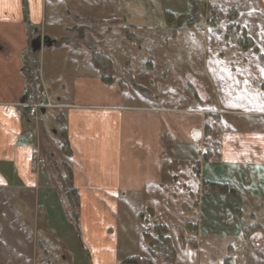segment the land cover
<instances>
[{"label": "crops", "instance_id": "1", "mask_svg": "<svg viewBox=\"0 0 264 264\" xmlns=\"http://www.w3.org/2000/svg\"><path fill=\"white\" fill-rule=\"evenodd\" d=\"M56 1L0 0V196H13L14 211L30 224L26 232L22 221L14 217L7 221L4 242L8 248L0 252V264H69L60 228L71 234L92 264L96 257L101 264H117L135 254L127 253L138 248L128 245L131 240L143 241L145 229L165 225L160 220L171 218L178 206L184 213H197L196 221L188 222L196 225V234L186 235L194 245L183 248L193 251L185 253L184 264H237L245 249L236 247L240 239L257 253L253 242L264 244V223L260 221L263 230L261 227L249 236L244 229L259 223L256 218H262L260 215L264 217V81L250 82L249 88L254 90L237 93L232 106L221 99L217 89L208 92L202 86L206 79L186 70L188 103H158L128 63L117 78L112 60L94 43L95 50L111 61V69L103 73L92 63L90 51L72 36L73 27H64L67 24L60 18L64 11L52 12ZM155 1L158 8L152 6L154 0H123L122 12L111 18L136 31L164 29L173 23L166 22L164 11L175 16L169 7ZM257 1L262 4L264 29V0ZM99 28L103 29L101 50H105L111 31ZM171 34L170 41L176 36ZM262 35L263 41L258 40L262 45L252 39L255 53L229 43L230 49L251 50L264 69V32ZM38 36L49 38L52 46L32 52L30 44ZM242 57L237 65L240 69ZM145 65L154 67L152 61ZM26 76L37 77L42 95L53 104L47 110L53 111L56 135L59 133L60 150L44 148L48 143L45 127L42 123L35 126L45 161L39 174L30 170L32 127L20 106ZM129 76L143 92L127 83ZM63 136L68 156L60 143ZM63 163L72 171L79 196L77 221L60 182ZM183 176L190 186H175L176 178ZM167 177L170 183L165 181ZM164 183L170 185L168 189ZM204 184L210 188L199 194ZM213 185L231 192L221 193ZM64 199L71 215L69 226L64 222L68 215ZM226 215L230 223L225 222ZM215 222L214 229L201 230L202 226L214 227ZM220 225L226 226L221 233ZM57 249L64 251L54 254Z\"/></svg>", "mask_w": 264, "mask_h": 264}, {"label": "rangeland", "instance_id": "2", "mask_svg": "<svg viewBox=\"0 0 264 264\" xmlns=\"http://www.w3.org/2000/svg\"><path fill=\"white\" fill-rule=\"evenodd\" d=\"M207 2H209L208 5L210 8L217 9L218 14H210L207 11H204L203 14H197L196 6H198V0H159V4L165 5V7H169V9L172 10L175 18L172 20L171 18L165 19L166 22H173L169 26H166V28L163 29L162 27H159L156 28V30L149 31H136V29H134L135 27H127L122 24L119 19L111 18L122 12L123 0H57L54 2L55 5H52V12L59 13L61 10L64 11L60 18L67 24L64 27H73L74 32L72 33V36L77 38L78 42L82 41V39L87 40L92 46H94V48H96V45L99 51H102L110 57L114 64L117 78L121 77V71L122 69L124 70V65L128 63L129 67L131 66L130 68L134 70L136 79L145 86L149 91L148 93H153L157 96L158 103H188L190 93L186 88L188 80L185 72L186 70H189L198 74L201 79H206V81H203L204 84L202 86L207 88L208 92H215L217 89V94L220 95L221 99L234 106L237 102V93L243 91L246 92L247 90H249V92L251 90L253 91L254 88H249L251 85L250 82H263L264 72H260V70L263 69V63H259L256 56L252 55L255 53L253 49L250 48L253 53L251 50L244 52L230 49L229 42L225 37L226 26L233 23L240 28H245L244 30L247 32V36H250L257 45H262L258 42L259 39L263 41L262 34L264 32L262 26L263 20L261 18L263 15L262 4L257 0H207ZM154 5L156 8L159 7L155 0L152 3V6ZM231 9L237 12L238 17L233 19L224 17V15L229 13V10ZM76 17H80L81 19L76 20ZM60 18L58 15V19ZM99 27H106L108 28V32L111 31V36H108L105 41V43L109 45L108 48H104L105 50H101L103 44V29ZM50 28V23L47 22V29ZM95 29L97 30L93 31ZM122 30H125L124 35L120 34ZM255 30H257V32L252 34ZM174 31L176 36L174 40L170 41L169 39L172 36L171 33ZM55 32L57 33L58 31ZM90 32H92V34ZM104 32L107 33L105 30ZM248 32H250L249 35ZM256 33L259 34L256 35ZM167 37L169 38L164 40ZM99 39H101L100 44ZM139 47L141 48L140 50L138 49ZM220 53H223V55ZM229 54L235 55L236 58L230 57ZM240 56H243L241 62L244 60L243 69H240L237 66L238 63H240ZM146 61H152L154 63L153 69L146 67ZM253 62H255V66H253ZM240 70L243 71L242 74H240ZM61 72H63V70H61ZM55 74H57L56 71L52 75ZM148 81H151V83L149 84ZM54 97L55 95H53V98L51 97L52 101H54ZM52 117L53 111L47 110L40 118V123L44 125L46 130L45 138L49 140H47L48 143L43 144V147L45 148V146L48 145L53 149L57 148V150H60L58 144L59 133L56 135V126ZM50 169L52 171L55 170L54 167H50ZM167 172L168 171L166 170L165 175L169 176L170 174ZM165 181L170 183L168 177ZM175 182V186H177V184H183L186 185V187L190 186V182L186 176L176 178ZM164 186L165 189H168L170 185L164 183ZM0 197L1 252L3 251V248H8V244L4 242L6 237H4V235L9 231L8 227L4 226L8 224L7 221H13V217L18 219V221H22V226L25 227L26 232L30 231L28 229L30 224L28 223L29 221L27 222L22 218L20 212L14 211L13 196L9 195ZM63 203L67 206L65 213L66 211L68 213V215H66L67 221L64 219V222L69 226L70 222L68 218H70L71 215L68 203L65 199L63 200ZM140 203L141 202L137 204V207ZM196 215V211L192 210L187 214L178 206L177 211L172 210L171 218L160 220L161 223L168 227V236L173 241L177 251L178 262L173 264H184L182 259L185 257V253L193 252L190 249L184 251L180 247L177 242L175 228L183 226L188 222H195ZM260 216L262 218H256V220H259V223L255 222L253 225L259 226L260 229L262 227L263 230L264 217L262 215ZM64 217L65 215H63L62 218ZM229 218L230 217L226 215L225 222L230 223L231 221ZM256 220L254 218V221ZM2 221H5V223H2ZM24 222H27V224ZM60 225L61 227L63 226L62 221L60 222ZM221 226L222 225L218 228L220 233V229L222 230L223 228H226V226L223 228ZM149 227L152 228V232L149 233L148 230L145 229L144 233L155 235L154 226H148L147 228ZM215 227L216 222L214 223V227L202 226L201 230L205 231L214 229ZM60 230L62 231L61 238L63 239V244L66 248L65 254L70 256L69 264H92V259L89 260L86 257L83 249L81 246L77 245L78 242L71 236V234L69 236L68 231L65 233V228H60ZM254 232L256 231L253 230L251 233ZM241 240L242 239L236 244V247L245 246V249L240 253L241 259L238 260L237 264H264V244L261 245L258 244V242H253L258 250L256 253L254 252V249H251L250 244L243 243ZM133 244L138 248L133 252L127 253H135L144 256L149 258L153 263H156L155 260L158 256V252L154 251L150 244L142 241L140 238L131 240L128 245L133 247ZM22 246H26V244L22 243ZM123 249L125 250L124 247ZM62 251H64V249L54 250V254L59 253L60 255ZM100 261L99 257L95 258L96 264H101Z\"/></svg>", "mask_w": 264, "mask_h": 264}, {"label": "trees", "instance_id": "3", "mask_svg": "<svg viewBox=\"0 0 264 264\" xmlns=\"http://www.w3.org/2000/svg\"><path fill=\"white\" fill-rule=\"evenodd\" d=\"M198 6H196L197 14H203L204 11L209 12L210 14H218V11L216 8H210V6L206 3V0H198L197 3ZM165 15L171 20L173 19V16L169 14L168 11H164ZM226 18H236L238 17V14L235 10L231 9L229 10V13L224 15ZM110 20V19H109ZM114 20V19H113ZM171 22V21H170ZM104 23V21H103ZM239 31V34H238ZM173 35H175V32H173ZM226 39L230 44H232L235 48L246 50V49H253V51H256L255 44L252 39H250L247 36V32L240 28L238 25H234L233 23H230L226 26ZM83 41V42H82ZM82 43L85 45V47L90 51L91 61L92 63L100 69L103 73L109 72L111 69V61L104 56L102 53L97 52L87 40L82 39ZM38 68V64L36 65V70ZM35 77V76H34ZM33 76H26V83H25V96L28 94H32L35 97H41L42 96V90H40L39 86H37L38 80L37 77L34 79ZM103 79L105 81H109V77L106 78L103 76ZM127 83L134 89H136L139 92H143V89L139 87L132 79L131 76H129L126 79ZM62 145L63 152L65 155H69V148L67 145L66 137H62V141L60 142ZM63 174L60 176V182L62 186V190L68 199L69 206L72 212V216L75 221L78 220V214H79V196L78 192L73 184V176L72 171L70 167L63 163ZM212 188H217L221 193H230L231 191L228 190L224 186L220 185H213ZM143 218V215L140 216ZM154 233L155 235H149L143 233V241L150 244L154 251L158 252V256L156 257V263H153L149 258H146L144 256L140 255H131L125 258H122L118 261L117 264H160V263H168L173 264L176 261V250L172 244L171 239L168 237V228L165 225H154ZM260 227L256 225L248 226L244 229V234L246 236H249L250 233L253 230H259ZM175 233L177 237V242L180 245V247L183 249L187 245H194V241L191 239H187L186 235H195L196 234V225L194 224H185L183 227H176Z\"/></svg>", "mask_w": 264, "mask_h": 264}, {"label": "built area", "instance_id": "4", "mask_svg": "<svg viewBox=\"0 0 264 264\" xmlns=\"http://www.w3.org/2000/svg\"><path fill=\"white\" fill-rule=\"evenodd\" d=\"M20 106L25 109L29 126L32 127V139L29 138L28 140L34 147L30 162V170L32 173L39 174L45 169V161L41 157L39 140L35 133V126L40 122V110L50 109L53 105L48 98L37 99L32 94H28L25 96ZM208 190L209 185L204 184L200 189L199 194L207 193ZM148 232H151V230L148 229Z\"/></svg>", "mask_w": 264, "mask_h": 264}, {"label": "water", "instance_id": "5", "mask_svg": "<svg viewBox=\"0 0 264 264\" xmlns=\"http://www.w3.org/2000/svg\"><path fill=\"white\" fill-rule=\"evenodd\" d=\"M53 44V42L45 37L42 38L40 36L36 37L35 39L32 40L31 44H30V48L32 52H37L39 51L42 47H51ZM45 110L41 109V114L44 115Z\"/></svg>", "mask_w": 264, "mask_h": 264}, {"label": "snow or ice", "instance_id": "6", "mask_svg": "<svg viewBox=\"0 0 264 264\" xmlns=\"http://www.w3.org/2000/svg\"><path fill=\"white\" fill-rule=\"evenodd\" d=\"M261 71L264 72V69H262Z\"/></svg>", "mask_w": 264, "mask_h": 264}]
</instances>
